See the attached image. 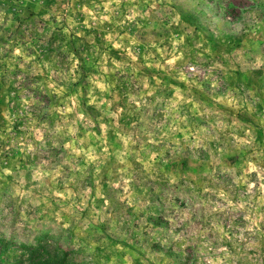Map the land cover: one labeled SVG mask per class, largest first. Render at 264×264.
I'll return each mask as SVG.
<instances>
[{"label":"rangeland","instance_id":"rangeland-1","mask_svg":"<svg viewBox=\"0 0 264 264\" xmlns=\"http://www.w3.org/2000/svg\"><path fill=\"white\" fill-rule=\"evenodd\" d=\"M0 240L264 264V0H0Z\"/></svg>","mask_w":264,"mask_h":264},{"label":"trees","instance_id":"trees-1","mask_svg":"<svg viewBox=\"0 0 264 264\" xmlns=\"http://www.w3.org/2000/svg\"><path fill=\"white\" fill-rule=\"evenodd\" d=\"M8 242L4 240H0V264H1V255L4 249L7 247ZM46 246H49V244L46 243Z\"/></svg>","mask_w":264,"mask_h":264}]
</instances>
